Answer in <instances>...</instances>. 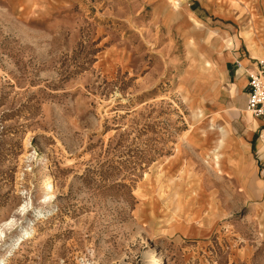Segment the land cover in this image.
<instances>
[{"label":"rangeland","instance_id":"rangeland-1","mask_svg":"<svg viewBox=\"0 0 264 264\" xmlns=\"http://www.w3.org/2000/svg\"><path fill=\"white\" fill-rule=\"evenodd\" d=\"M236 49L264 0H0V264H264V125L202 66Z\"/></svg>","mask_w":264,"mask_h":264},{"label":"crops","instance_id":"crops-1","mask_svg":"<svg viewBox=\"0 0 264 264\" xmlns=\"http://www.w3.org/2000/svg\"><path fill=\"white\" fill-rule=\"evenodd\" d=\"M247 52L248 54L247 56H245L241 54L240 52H238V49L233 50L231 53L227 52L226 50L223 51V68L221 70V73L219 74L220 76L222 75L223 82L225 84L224 88H222L223 90H220V92H222V95L221 94L220 95L222 96L223 100L221 102H217L216 103L217 105H215L220 110L229 111L232 108L234 110H238L239 109L238 107L240 106L242 108L244 104L246 107L247 93H245L246 92L245 88H246L247 82L245 79V74L243 70L241 69L237 70L234 64L236 61H240L241 64H244L243 66H250V64L253 63L252 61L255 60L256 54L258 55L259 53L251 55L249 51ZM215 59H216V56H215ZM242 121H243V124L248 125L247 128H253L256 125V123L253 120H250V118H248L246 115H245V118L242 119ZM254 141H255V133L253 130L251 139H250V145H249L250 153L253 150ZM245 151H246V148H245Z\"/></svg>","mask_w":264,"mask_h":264},{"label":"built area","instance_id":"built-area-1","mask_svg":"<svg viewBox=\"0 0 264 264\" xmlns=\"http://www.w3.org/2000/svg\"><path fill=\"white\" fill-rule=\"evenodd\" d=\"M234 65L237 70H243L248 79L246 109L264 125V61L255 60L250 66L236 61Z\"/></svg>","mask_w":264,"mask_h":264},{"label":"bare ground","instance_id":"bare-ground-1","mask_svg":"<svg viewBox=\"0 0 264 264\" xmlns=\"http://www.w3.org/2000/svg\"><path fill=\"white\" fill-rule=\"evenodd\" d=\"M223 42V41H222ZM224 43V42H223ZM202 66H203V68L205 69V71H207V72H209L213 77H216V76H218L220 73H221V70H222V68H223V66L222 65H220V64H218L217 62H215V63H212V64H210L208 61H206V60H202ZM224 75V74H223ZM208 127H209V130H211V131H215L213 128H212V125L211 124H208ZM219 137L220 138H218V144H216L215 145V149H218L220 146H222V143H223V141H224V131L222 132L221 131V133H220V135H219ZM245 180H246V182H247V179H246V177L244 178ZM50 183V182H49ZM159 260V262L160 263H163V257H162V255H159V258H158ZM159 263V264H160Z\"/></svg>","mask_w":264,"mask_h":264}]
</instances>
